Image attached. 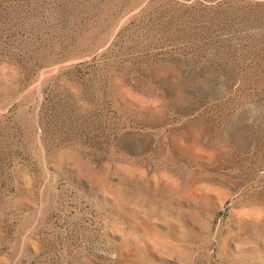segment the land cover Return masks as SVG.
<instances>
[{
  "label": "rangeland",
  "instance_id": "374dc122",
  "mask_svg": "<svg viewBox=\"0 0 264 264\" xmlns=\"http://www.w3.org/2000/svg\"><path fill=\"white\" fill-rule=\"evenodd\" d=\"M0 264H264V0H0Z\"/></svg>",
  "mask_w": 264,
  "mask_h": 264
}]
</instances>
